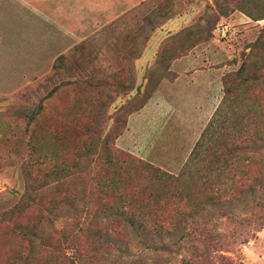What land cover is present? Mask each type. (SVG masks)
I'll list each match as a JSON object with an SVG mask.
<instances>
[{
    "label": "rangeland",
    "instance_id": "obj_1",
    "mask_svg": "<svg viewBox=\"0 0 264 264\" xmlns=\"http://www.w3.org/2000/svg\"><path fill=\"white\" fill-rule=\"evenodd\" d=\"M112 3L98 7L106 21L80 22V37H61L48 21L49 32H42L38 5L29 10L31 46L3 33L2 51L15 43L39 61L0 66V264H68L56 252L62 236L77 239L79 264H178L179 256L198 264H264V40L251 46L264 25V0ZM220 22L233 34L215 36ZM196 72L220 81L212 101L200 94V131L185 116V125L174 132L167 126L149 151L116 145L128 116L161 83ZM131 139L137 146L141 135ZM109 160L113 169L105 172ZM103 188H113L110 197ZM142 202L157 210L162 227L184 226L182 235L151 240L170 252L143 248L137 235L127 236L121 257L122 248L110 244L87 250L77 229L94 223L91 213L134 210ZM22 226L29 227L27 240L17 232Z\"/></svg>",
    "mask_w": 264,
    "mask_h": 264
},
{
    "label": "crops",
    "instance_id": "obj_2",
    "mask_svg": "<svg viewBox=\"0 0 264 264\" xmlns=\"http://www.w3.org/2000/svg\"><path fill=\"white\" fill-rule=\"evenodd\" d=\"M112 4V0H0V66L3 63L6 64V68L16 69V64L29 63V66H33L34 62L39 61L33 57L34 52L31 48L29 50L21 48L18 51L14 43L15 49L9 50L6 47L4 51L1 49L3 33L7 36L8 32L14 33L12 37L21 39L16 44L22 47L29 43L31 46V33L34 28L32 22L35 19L29 10H32L33 5H38L42 13L43 20H39L43 23L40 27L42 32H49L50 28L47 26L44 29V21L55 22L60 27L58 35L75 38L81 36L80 22L95 24L98 21H106L107 14L98 13V7L102 12L106 11L107 5ZM37 29L38 27L36 31ZM66 31L69 33L65 35ZM42 46L44 47V37ZM9 64L14 65L9 67ZM218 85L219 75L210 73L201 80L200 72L189 77L182 73L172 83L167 81L161 83L156 94L139 111L128 116L126 127L116 139V145L120 148L149 151L148 144L158 141L167 126L171 125L174 132L176 126L185 125V116L191 117L192 127L198 126L200 131V118L203 117V114L200 115V110H203V106L200 107V94L204 90L208 94L206 98L208 102L212 101ZM188 132L194 134L195 129L192 128ZM133 135L136 137L141 135L137 146H132L134 140H130V137H135Z\"/></svg>",
    "mask_w": 264,
    "mask_h": 264
},
{
    "label": "trees",
    "instance_id": "obj_3",
    "mask_svg": "<svg viewBox=\"0 0 264 264\" xmlns=\"http://www.w3.org/2000/svg\"><path fill=\"white\" fill-rule=\"evenodd\" d=\"M264 19V17L262 18ZM254 21L258 20L257 18L253 19ZM263 40H264V25L262 26V29L259 33V35L257 36L255 43L251 45L252 47L254 45H256L255 47H253V49H258L259 47H261V45L263 44ZM259 42L261 43L259 45ZM258 45V46H257ZM246 62H242V64L240 65V67L238 68L236 74L241 75L243 73V67H245ZM261 74V73H259ZM264 75V73L262 74ZM226 84V83H224ZM229 91L227 89H224V95L227 94ZM146 102V101H145ZM144 102V103H145ZM143 103V104H144ZM143 104L137 109L139 110ZM125 128V126H124ZM124 130V129H123ZM256 138V137H255ZM222 146H225V143L221 142L220 143ZM231 152L234 153V157L237 156V151L240 152V150L238 149V146H234L233 148L230 149ZM229 152V151H228ZM233 156V155H232ZM239 157V156H238ZM106 169L104 170L105 172H108L109 168L113 169V164L112 162L109 160V162L106 165ZM108 174V173H107ZM114 176L108 177V178H112ZM102 186L104 188H108L109 185H107L105 182L102 183ZM103 191L105 192L104 189ZM115 190H117L116 188H114ZM113 188L110 190H107L108 193H106V197H110V194L112 193ZM248 193H250L252 195L253 191L248 190ZM241 199V198H239ZM143 205L141 206V208H134V210L130 209L128 211H123L122 209H116V212L113 213H107L104 214L103 216L99 213H91L89 220L93 221V224H87L86 227H84V229L82 228H78L77 230L80 232V235H84V238L87 242V250H99L100 248H103L105 246H107L108 244L113 245L114 247H121L122 249L119 250L120 253V257L122 253L126 252V243H127V236L130 235H134L137 237H141L142 239H138L140 245L143 248H148V249H152L154 251H167L170 252V249H168L165 245H162L160 247H155L151 240L155 237V238H160V236L162 235L163 232L166 233H173L174 235L176 234H184V226H171L170 228H165L162 227L161 224L157 223V220L159 219V215L157 214V210L155 209H145L144 205L145 203L142 202ZM251 210H256V208H251ZM76 214V213H74ZM108 220V221H114V220H119L121 222H123L121 224V227L116 228L113 227L112 225L109 224H102L99 223L101 222V220ZM263 220V219H262ZM147 221H149V224H147ZM78 227V226H77ZM29 229V227L26 226H22L21 228L17 229V232L19 233V236L22 237L24 240H27L30 238L29 233H27L26 229ZM15 231V229H14ZM179 235V236H180ZM62 244L64 246V248L61 249L60 252L56 251L58 253V257L62 256L65 260L64 262H67L68 264H79L80 260H81V255H80V250H82L81 248H79V244L76 245V240L74 238H70V236H62ZM141 241H143V243H141ZM69 250V251H68ZM194 253L200 252V250L198 251H193ZM24 256V255H23ZM22 255H18V257L16 258V260L18 261H24L25 263L27 262V256L23 257ZM94 258H92L93 260ZM178 264H198L195 261H192L190 258H185L184 256H179V260H178ZM13 263V262H12ZM10 263V264H12Z\"/></svg>",
    "mask_w": 264,
    "mask_h": 264
},
{
    "label": "built area",
    "instance_id": "obj_4",
    "mask_svg": "<svg viewBox=\"0 0 264 264\" xmlns=\"http://www.w3.org/2000/svg\"><path fill=\"white\" fill-rule=\"evenodd\" d=\"M214 34L220 39L226 38L233 34L232 26L226 22H220L216 25Z\"/></svg>",
    "mask_w": 264,
    "mask_h": 264
}]
</instances>
